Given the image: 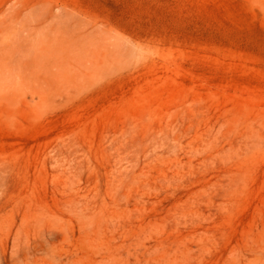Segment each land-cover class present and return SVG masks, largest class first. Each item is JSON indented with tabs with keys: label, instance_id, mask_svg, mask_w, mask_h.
Returning <instances> with one entry per match:
<instances>
[{
	"label": "rangeland",
	"instance_id": "1",
	"mask_svg": "<svg viewBox=\"0 0 264 264\" xmlns=\"http://www.w3.org/2000/svg\"><path fill=\"white\" fill-rule=\"evenodd\" d=\"M0 264H264V0H0Z\"/></svg>",
	"mask_w": 264,
	"mask_h": 264
}]
</instances>
